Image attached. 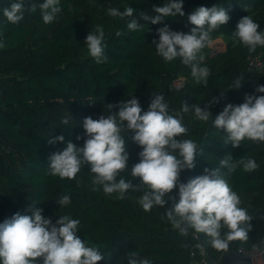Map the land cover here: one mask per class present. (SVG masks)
Instances as JSON below:
<instances>
[{
	"label": "trees",
	"instance_id": "16d2710c",
	"mask_svg": "<svg viewBox=\"0 0 264 264\" xmlns=\"http://www.w3.org/2000/svg\"><path fill=\"white\" fill-rule=\"evenodd\" d=\"M13 2L16 0H0V43L4 45L0 47V223L16 213L31 215L30 208H42V214L53 223L63 215L78 219L77 235L88 246L100 247L104 259L99 264H128L130 253H136L137 259L147 258L150 264H220L234 248L243 253L244 249L264 251V142L245 139L239 147H233L225 142L226 131L212 122L227 104L240 105L246 95H264L255 91L264 85V70L252 73L248 65L249 56L264 46L249 52L238 41L227 52L213 57L202 49L200 66L209 69L205 83L197 82L180 58L166 62L152 44L159 40L157 29L165 25L189 34L194 25L188 15L201 6L224 8L230 19L211 36L232 37L241 18L264 10V0H183L185 15L166 17L160 24L142 17L157 15L153 7L163 6L167 0H116L111 8L123 11L131 6L133 16H109L105 20L83 18L81 8L89 0H61L62 12L50 24L43 22L39 8L36 12L27 10L33 2L43 0H24L23 20L7 22L3 9ZM132 19L144 29L129 30ZM97 25L104 28L107 44V60L100 64L88 55L85 44L87 34ZM258 30H264V23ZM116 32L122 35L116 36ZM182 77L183 84L177 86L175 82ZM237 78H241L242 86L229 88ZM155 94L164 97L169 114L180 112L183 116L187 133L176 139H192L198 145L195 168L183 170L180 181L186 183L206 174L205 169L219 168L232 190L243 198L239 206L253 217L247 240L230 241L227 250L218 251L205 234L189 229L182 235L172 226L167 217L171 202L144 211L139 199L149 189L131 176V167L139 162L142 151L132 141L134 132H122L129 153L128 167L116 179L123 178L137 187L126 192L124 199H118V193L105 194L101 185H94L89 165H83L75 179L51 174L50 157L62 152L67 142L83 147L86 117L99 119L117 113V105L132 98L147 111ZM213 98L218 102L211 104ZM185 102L189 111L182 113ZM109 104L114 105L111 110ZM194 106L210 111L212 118L198 120ZM65 117L68 125L61 123ZM61 135L64 142L50 143ZM227 155L234 160L255 159L259 168L245 172L240 166L228 174L220 167V160ZM177 194L178 188L172 195L178 199ZM64 195L70 197V203L60 206L57 200ZM227 231L222 229V236Z\"/></svg>",
	"mask_w": 264,
	"mask_h": 264
},
{
	"label": "clouds",
	"instance_id": "9594fccd",
	"mask_svg": "<svg viewBox=\"0 0 264 264\" xmlns=\"http://www.w3.org/2000/svg\"><path fill=\"white\" fill-rule=\"evenodd\" d=\"M37 8L46 24L52 23L62 12L61 0L33 2L27 10L36 12ZM182 8L183 0H167L163 6L153 7L157 15H144L142 19L160 24L166 17L184 16ZM25 10L24 0H16L3 9V16L7 22L17 24L23 20ZM134 11L131 6L123 11L109 8L107 15L124 19L132 17ZM229 19L224 8L201 6L188 15V21L194 25L189 34L173 31L165 25L157 29L159 40H153L152 44L157 55L166 62L180 58L182 64L191 68V75L197 82L206 83L209 69L200 66L204 60L202 49L217 43L211 33L227 24ZM127 27L131 31L144 29V25L136 19H132ZM259 28L260 25L252 17L245 16L237 23L233 38L246 46L249 52H254L258 46H264V32H260ZM120 35L121 32H116V36ZM85 44L88 55L97 64L107 60L102 26H95L87 34ZM3 46L0 43V47ZM241 86L242 80L237 78L229 88L239 89ZM255 91L264 93V85L257 86ZM217 102V98H213L211 104ZM113 107L108 105L110 110ZM117 107V113L100 116L99 119L89 116L83 120L86 136L83 147L67 142L62 152L50 157L51 174L61 179H75L81 167L89 165L94 174V185H101L105 194L118 193L117 198L124 199L126 192L135 191L137 187L123 178L118 182L116 179L128 167L129 153L122 132H134L132 141L142 151L139 152V162L131 167V176L139 178L140 184L149 189L139 199L144 211H150L154 206L164 207L171 202L167 217L172 226L182 235H187L189 229L205 234L210 238L211 246L218 251L227 250L230 241L247 240L253 217L239 206L240 197L221 176L219 168L205 169L206 174L191 178L186 183L180 181L183 170L195 168L198 154V145L194 140L176 139L187 133L182 114H169V106L160 94L152 96L147 111L142 110L136 98L122 101ZM181 111H189L187 102ZM194 112L200 121L207 122L212 118L211 112L200 106H194ZM124 122H127L126 125ZM212 122L217 129L226 131L225 142H230L233 147H239L245 139L264 142V95H246L245 102L240 105L227 104ZM61 123L68 125L69 119L65 117ZM55 141L64 142V137H56L50 143ZM240 166L245 172L259 168L255 159L251 158L234 160L227 155L220 160V167L226 168L228 174ZM176 188L178 199L172 195ZM57 203L66 206L70 197L61 196ZM29 211L31 215L16 213L0 223V264H99L104 259L99 246H88L77 235L78 219L63 215L53 223L51 218L42 214V208H30ZM225 228L228 231L222 236L221 230ZM128 264H150V261L147 258L137 259L136 253H130Z\"/></svg>",
	"mask_w": 264,
	"mask_h": 264
},
{
	"label": "rangeland",
	"instance_id": "374dc122",
	"mask_svg": "<svg viewBox=\"0 0 264 264\" xmlns=\"http://www.w3.org/2000/svg\"><path fill=\"white\" fill-rule=\"evenodd\" d=\"M115 1L116 0H109L108 3H106L102 0H89L87 4L82 6L81 14L83 18L96 16L105 20L109 17V15H107V10L112 7ZM249 16L252 17L253 20L260 26H262V24L264 23V10H256ZM213 39L216 40L217 43H215L211 47H205V55H210L211 57L227 52L229 46L233 47L238 42V40L234 39L233 36L231 37L227 34H219ZM183 80H185V78L182 77L181 80L176 81L175 84L177 86H180L183 84ZM240 200L242 201L243 198L240 197ZM243 251L248 255H252L256 264H264L263 250L252 249L250 251H247L244 249ZM205 264L209 263L205 261Z\"/></svg>",
	"mask_w": 264,
	"mask_h": 264
},
{
	"label": "water",
	"instance_id": "95a60500",
	"mask_svg": "<svg viewBox=\"0 0 264 264\" xmlns=\"http://www.w3.org/2000/svg\"><path fill=\"white\" fill-rule=\"evenodd\" d=\"M220 264H256L252 255L243 253L236 248L226 253Z\"/></svg>",
	"mask_w": 264,
	"mask_h": 264
},
{
	"label": "built area",
	"instance_id": "2783aa9c",
	"mask_svg": "<svg viewBox=\"0 0 264 264\" xmlns=\"http://www.w3.org/2000/svg\"><path fill=\"white\" fill-rule=\"evenodd\" d=\"M262 32H264V30ZM248 63L249 70L252 73H261L264 70V49L249 56ZM195 237H197V235H195Z\"/></svg>",
	"mask_w": 264,
	"mask_h": 264
}]
</instances>
